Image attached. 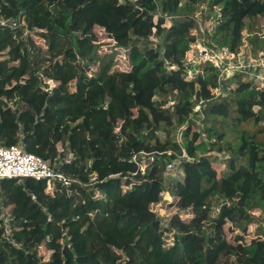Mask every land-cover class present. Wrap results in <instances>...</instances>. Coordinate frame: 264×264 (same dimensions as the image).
Here are the masks:
<instances>
[{
	"label": "trees",
	"instance_id": "16d2710c",
	"mask_svg": "<svg viewBox=\"0 0 264 264\" xmlns=\"http://www.w3.org/2000/svg\"><path fill=\"white\" fill-rule=\"evenodd\" d=\"M201 5L264 47V0H0V145L70 179L0 180V264H264V90L188 60Z\"/></svg>",
	"mask_w": 264,
	"mask_h": 264
},
{
	"label": "built area",
	"instance_id": "2783aa9c",
	"mask_svg": "<svg viewBox=\"0 0 264 264\" xmlns=\"http://www.w3.org/2000/svg\"><path fill=\"white\" fill-rule=\"evenodd\" d=\"M199 10L195 18L201 38H197L193 45H196L195 52L200 61H210L216 66L220 84L237 72H245L257 88L264 90V47L252 48L249 43L245 44V37L238 51H233L227 46L212 44L210 28L205 27L206 7L200 6ZM215 91L220 92L219 89ZM202 102L201 100L197 105L198 109L201 108ZM22 177H32L37 180L52 179L62 181L66 185L70 184V179L49 160L26 151L19 144L0 145V180Z\"/></svg>",
	"mask_w": 264,
	"mask_h": 264
},
{
	"label": "rangeland",
	"instance_id": "374dc122",
	"mask_svg": "<svg viewBox=\"0 0 264 264\" xmlns=\"http://www.w3.org/2000/svg\"><path fill=\"white\" fill-rule=\"evenodd\" d=\"M201 6H204V5H201ZM200 9V8H199ZM200 11V10H199ZM199 11H197L196 12V14L199 12ZM206 14H207V12H206ZM205 23H206V28H211V26H212V24H211V20H209V19H206L205 20ZM256 26H259V20H257V22H256ZM209 30H211V29H209ZM200 34V32L199 31H197V33L196 34ZM198 34V39L199 38H201V36ZM244 35H245V38H246V40H245V44H248L249 42V40H248V33L246 32V31H244ZM195 46L196 45H193L192 46V49H191V51L189 52V53H187V58H188V60H191V61H193L196 65L197 64H199L201 61H200V58H198L197 57V54H196V52H195ZM198 48V47H197ZM107 50H108V44L106 45V44H103V46L101 47V51L100 52H102V54H104V53H106L107 52ZM121 60H123V63H118L117 65H116V67H124V66H127V62L125 61L126 60V57L123 55V56H121ZM124 65V66H123ZM125 68V67H124ZM92 69L93 70H97V69H99V63L98 62H96L93 66H92ZM249 79V78H248ZM49 82H51V81H49ZM52 83V82H51ZM237 86V83H232L231 84V88H235ZM191 166V164L190 165H187V168H189L188 169V172L187 173H190L191 172V169L190 168H193V167H190ZM193 166V165H192ZM217 166V168L218 169H220V166L219 165H216ZM145 167V165L143 164L142 165V168H144ZM154 209L155 210H157V212H159V214L161 215V216H168V213H166V209L164 208V207H161V206H156V207H154ZM253 228V227H252Z\"/></svg>",
	"mask_w": 264,
	"mask_h": 264
}]
</instances>
